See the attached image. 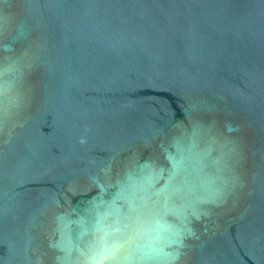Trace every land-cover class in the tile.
I'll return each mask as SVG.
<instances>
[{"label":"water","instance_id":"95a60500","mask_svg":"<svg viewBox=\"0 0 264 264\" xmlns=\"http://www.w3.org/2000/svg\"><path fill=\"white\" fill-rule=\"evenodd\" d=\"M0 264H264V0H0Z\"/></svg>","mask_w":264,"mask_h":264}]
</instances>
